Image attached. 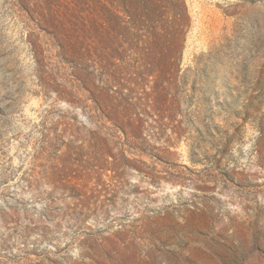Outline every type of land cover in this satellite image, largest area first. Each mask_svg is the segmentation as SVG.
<instances>
[{"label": "rangeland", "instance_id": "rangeland-1", "mask_svg": "<svg viewBox=\"0 0 264 264\" xmlns=\"http://www.w3.org/2000/svg\"><path fill=\"white\" fill-rule=\"evenodd\" d=\"M183 2L184 129L136 153L114 139L119 167L77 192L90 94L38 75L0 0V264H264V0Z\"/></svg>", "mask_w": 264, "mask_h": 264}, {"label": "trees", "instance_id": "trees-1", "mask_svg": "<svg viewBox=\"0 0 264 264\" xmlns=\"http://www.w3.org/2000/svg\"><path fill=\"white\" fill-rule=\"evenodd\" d=\"M5 2L26 28L38 75L63 78L77 92L90 94L81 102L91 103L84 109L101 123L98 131L80 139V154L69 164L65 186L79 192L77 181L84 176L101 177L117 169L119 162L111 154L114 139H123L121 144L136 153L139 143L148 147L146 134L157 140L167 130L180 135V105L174 94L180 90L189 28L183 0ZM136 162L142 164L133 159L129 167L141 172Z\"/></svg>", "mask_w": 264, "mask_h": 264}]
</instances>
